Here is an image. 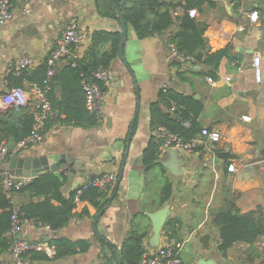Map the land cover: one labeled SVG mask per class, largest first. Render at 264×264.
Listing matches in <instances>:
<instances>
[{
  "label": "crops",
  "instance_id": "obj_1",
  "mask_svg": "<svg viewBox=\"0 0 264 264\" xmlns=\"http://www.w3.org/2000/svg\"><path fill=\"white\" fill-rule=\"evenodd\" d=\"M117 1H18L12 19L0 25V117H9L15 111V119H18L35 115L37 111L36 98L31 94L33 84L27 78L22 86L30 93L27 106H8L2 102V96L11 88L7 69L12 60L30 57L33 64L27 69H36L47 60L68 22L76 18L88 38L58 64L57 72H60L70 62L84 56L91 46L93 32L123 33L118 18L120 9L114 17L101 12L103 6ZM167 1L177 3L175 16L181 17L188 12L187 5L192 0ZM199 1L198 15L194 18L206 24L205 37L210 50L215 52L231 46L233 55H237L235 59L225 57L222 60L213 84L208 81L210 76L201 74L206 69L203 64L181 62L173 55L169 38L179 29V19L163 34L144 39L138 38L133 27L127 24L125 60L118 56L110 65L113 80L105 88L100 125L85 128L66 124L62 122L66 116L52 109L49 118L54 124L44 132L40 143L20 150L8 143L9 156L71 154L77 159L76 166L83 159L85 164L73 180L69 179L68 170H63L66 163L58 164L66 177L62 187L66 197L84 180L96 175L113 173L117 181L125 160L118 191L115 192L114 184L111 190L114 188L116 195L101 215L90 201L80 199L73 209L72 219L60 230L53 232L33 222L25 223L24 238L31 244L44 242L51 247L50 252H45L48 259L37 258L31 260V264H119L115 251L120 257L134 221L137 228L148 233L144 240L146 251L173 244L180 250L183 264L201 261L205 264L264 263V235L253 244L237 242L223 254L219 249L220 226L216 222L217 213L230 208L233 202L240 213L257 210L264 216V0H243L245 9L240 7L239 0ZM252 9L260 13L256 24L248 18ZM109 46L97 48V54ZM255 55L262 57L261 81L257 80L253 66ZM228 77L231 79L227 80ZM165 87L193 95L203 102L199 122L203 127L218 129L222 139L215 149L202 146L200 153L180 151L182 163L175 166L171 163L172 169L158 162L147 170L143 165V153L152 137L150 106L159 99ZM55 91L61 98L62 83H56ZM161 107L167 109L165 104ZM225 147L231 149L230 153L222 151ZM169 151L159 158L168 160ZM232 160L236 163L235 172L228 171ZM0 167L7 169L6 159L1 157ZM168 184L172 185V196L160 206L163 189ZM38 200L29 194H19L14 201L23 206ZM165 206L169 207V216L156 237L149 213ZM170 219L175 221L173 234L170 230L171 234L168 233ZM53 238L72 242L88 240L91 246L87 251L55 258L56 246L49 244ZM7 259L11 261L10 254Z\"/></svg>",
  "mask_w": 264,
  "mask_h": 264
},
{
  "label": "trees",
  "instance_id": "obj_2",
  "mask_svg": "<svg viewBox=\"0 0 264 264\" xmlns=\"http://www.w3.org/2000/svg\"><path fill=\"white\" fill-rule=\"evenodd\" d=\"M113 3L115 4L113 7L107 8ZM113 3L103 6L101 12L114 17L120 9L123 20L133 27L140 39L163 34L172 27L176 19H179L181 21L180 27L172 33L169 42L176 47L180 54L191 56L194 59V64H203L206 68L201 73L203 75L215 78L225 57L230 60L235 59V56L237 57V55H233L231 46L212 52L205 37L206 24L190 17L188 12H185L181 17H176L175 11L178 5L175 2L167 0H118ZM200 4L201 1L192 0L188 3L187 9L197 7ZM123 39L124 33L119 31H95L91 36V46L84 56L70 62L60 72L56 71L51 79L48 78L49 68L45 61L36 69H25L20 74H8L7 82L11 88H23V81L27 78L33 85L46 90L52 109H57L60 114L66 116L62 122L85 128L97 127L101 123V114L88 109L85 85L98 83L103 86L102 82L96 78V72L101 67L110 68L113 60L120 55ZM106 44H110V46L101 54H97V48ZM57 82L62 83L61 98L57 96L55 91ZM161 104H165L167 109H163ZM173 106L176 107L175 111H171ZM150 110L152 129L165 127L186 141L194 139L203 128L199 118L204 110V104L195 99L193 95L178 93L168 87L163 88L159 99L151 104ZM15 113L13 111L9 117H0V133H2L0 134V147L4 142L6 143L8 147L7 158L11 153L8 143L16 146L18 142L31 133L35 122L34 114L15 119ZM186 122H189V125H186ZM53 124L54 121L48 118L45 131L50 129ZM158 159L159 144L152 136L143 153V165L147 170L152 169L157 166ZM62 176L63 179L54 173L41 174L32 178L29 183L19 189H12L15 195L29 194L39 198L38 201H31L23 206L17 205L19 217L24 221L33 222L36 226L48 227L53 232L65 227L73 217V209L77 201L75 198L76 191H73L68 197L63 194L62 187L66 177L64 174ZM172 190L171 184L164 187L160 206L169 201ZM114 194L116 195L114 188L112 190L110 188L108 191L90 188L82 194L80 199L90 201L98 211H103L109 206L115 196ZM14 204L5 190L3 169L0 167V264H12L7 259V255L10 254L13 244L11 228L13 225L12 215L16 205ZM216 222L220 226L221 243L219 249L223 254H226L237 242L253 244L264 235V216L261 213L258 214L257 210L245 214L240 213L235 202L231 204L230 208L217 213ZM174 225L175 221L170 219L167 224L168 233L170 230L173 234ZM147 235V231L136 227L135 221L131 223V228L120 250L122 264H140L146 252L144 240ZM49 244L56 246L55 258L73 255L78 251L84 252L91 246L88 240L72 242L63 238H53L49 240ZM23 256L30 262L37 258L48 259L45 252L37 253L34 250L26 252Z\"/></svg>",
  "mask_w": 264,
  "mask_h": 264
},
{
  "label": "built area",
  "instance_id": "obj_3",
  "mask_svg": "<svg viewBox=\"0 0 264 264\" xmlns=\"http://www.w3.org/2000/svg\"><path fill=\"white\" fill-rule=\"evenodd\" d=\"M22 0H0V25H4L10 21L14 15V5ZM52 2H62L63 0H48ZM240 7L245 9V4L243 0H239ZM190 17L194 18L198 15V10L196 7H192L188 10ZM248 18L251 23L256 24L260 20V13L258 9H252ZM88 35L85 31L80 28L79 22L76 18H72L51 50L46 62L48 65V78L54 77L58 64L64 59L71 56L74 49H76L81 43L85 42ZM170 48L172 53L181 62H194L191 56H185L180 54L176 47L170 43ZM33 64V60L30 57H21L17 60H12L9 65L7 72L9 74H20L25 69L29 68ZM254 70L257 76V80L261 81L262 77V57L260 55H255L253 60ZM96 78L102 82L103 86L98 83H89L85 85L86 90V105L88 109L92 112H101L102 101L105 95L104 88L108 87L112 80L113 74L110 68H99L96 72ZM228 77L227 80H230ZM210 83H214L213 77H208ZM31 94L35 96L37 101V111L35 114V122L31 133L18 142L15 146L16 150L29 148L40 143L44 138L46 121L49 118L50 112L52 111V105L47 97V92L44 89L39 88L37 85H33ZM166 88V87H165ZM2 102L4 105H20L27 106L30 102V93L23 88L13 87L10 88L2 96ZM176 107L173 106L171 111H175ZM248 118V117H246ZM189 125V122L185 123ZM152 136L155 141L159 144V155L166 153L168 150H178L188 153H200L199 149L202 146H210V148L215 149L217 143L222 139V135L218 129L203 127L199 134L192 140L186 141L177 134L170 132L165 127H158L152 130ZM225 153H230L231 149L225 147L222 150ZM212 152H214L212 150ZM8 147L4 142L0 147V157L2 159L7 158ZM230 160V159H229ZM236 163L232 160L228 165L229 172L236 171ZM4 187L8 193V197L15 203V194L12 189H19L23 185H26L31 181V178L16 177L12 176L8 169H3ZM116 176L113 173H106L101 175H96L89 179L84 180L76 188V201H79L82 194L90 188H99L101 191H108L115 184ZM16 204V203H15ZM14 204V205H15ZM19 207L15 205V210L12 215L13 225L11 228V235L13 237V244L10 249V256L12 264H31L30 261L24 258V254L28 251H44L50 252L51 247L44 242L31 244L30 241L24 237L18 238L17 235L22 233L25 227L24 221L18 215ZM140 264H183L182 258L180 256V250L177 246L173 244H167L158 247L155 250L146 251L142 257ZM264 264V263H263Z\"/></svg>",
  "mask_w": 264,
  "mask_h": 264
},
{
  "label": "water",
  "instance_id": "obj_4",
  "mask_svg": "<svg viewBox=\"0 0 264 264\" xmlns=\"http://www.w3.org/2000/svg\"><path fill=\"white\" fill-rule=\"evenodd\" d=\"M122 28H123V33H124V39L121 43L120 46V58L122 60H125L124 58V54H123V49H124V45L126 42V35H127V23L123 20L122 16L119 15L118 16ZM133 79L135 80V76L133 75ZM131 134H132V128L130 131V137L131 138ZM130 140H128V144H129ZM179 153L180 151L172 149L168 152L170 158L168 160L163 161L162 159H158L157 162H161L163 163L165 166L169 167L172 169V165L171 163H173L175 166L176 163L180 162L182 163V161H179L181 158L179 157ZM61 161H64L66 163L65 167L63 168V170H68V177L70 180L74 179V176L79 173L82 170V165L85 164L84 160H79L81 161V163L76 166V162L77 159L72 156L71 154H61V155H47V156H39L38 154L30 155V154H26V153H21L18 154V156H9L8 158H6V164H7V169L9 171V173L12 176H16V177H25V178H35L38 177L41 174L47 173L49 171H52L56 176L60 177L63 179L62 176V172L59 169V165L61 163ZM124 165H125V160H123V165L121 167V172L119 175V178L117 179V181L115 182V192L118 191L120 182L122 180L123 177V172H124ZM177 167V166H176ZM84 168V167H83ZM182 168V166H181ZM181 170V169H179ZM103 213V211L100 212V215ZM99 215V217H100ZM151 219L153 220V224H154V235L156 237L159 236L162 227L164 226L168 216H169V207L165 206L164 208H162L161 210L154 212V213H149ZM99 217L97 218V221L99 220ZM18 238H22L23 235L22 233H19L17 235ZM117 254V258H118V263H121V259L117 253V251H115ZM199 264H205L204 261H201Z\"/></svg>",
  "mask_w": 264,
  "mask_h": 264
},
{
  "label": "rangeland",
  "instance_id": "obj_5",
  "mask_svg": "<svg viewBox=\"0 0 264 264\" xmlns=\"http://www.w3.org/2000/svg\"><path fill=\"white\" fill-rule=\"evenodd\" d=\"M166 157H167V156H166ZM166 157H165V158H166ZM161 193H162V190H161Z\"/></svg>",
  "mask_w": 264,
  "mask_h": 264
}]
</instances>
